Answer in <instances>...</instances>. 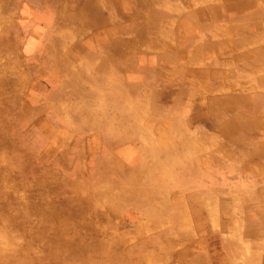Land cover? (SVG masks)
<instances>
[{
	"label": "rangeland",
	"instance_id": "374dc122",
	"mask_svg": "<svg viewBox=\"0 0 264 264\" xmlns=\"http://www.w3.org/2000/svg\"><path fill=\"white\" fill-rule=\"evenodd\" d=\"M30 1L0 0V263L264 264V170L252 176L245 167L247 126L237 122L239 133L223 134L228 112L220 118L209 109L214 101L229 103L230 51L216 54L221 68L213 77L200 72L207 58L198 64L184 58L183 75L207 77L216 89L200 80L196 87L182 83L180 58H162L138 73L155 45L168 44L162 30L172 24L158 13L162 0H153L157 13L150 19L148 0H108L120 10L132 7L125 13V46L116 36L108 40L120 52L125 48L126 63L135 60L123 70L106 44L96 52L118 25L72 36L45 30L44 15L50 22L65 15L82 27L99 25L97 2L70 0L73 12L66 14L50 0L34 1L32 11ZM169 1L170 11H182L173 19L178 36L186 27L180 18L197 8L213 19L228 18L226 4L248 5L225 0L216 10L207 7L219 0ZM207 19H198L205 30L191 33L189 53L205 39L239 38L219 33L218 23ZM74 49L77 54H67ZM53 60L62 63L56 76ZM166 120L174 125L167 132ZM260 159L255 164L264 169ZM55 212L73 218L62 227Z\"/></svg>",
	"mask_w": 264,
	"mask_h": 264
},
{
	"label": "crops",
	"instance_id": "0c3cea01",
	"mask_svg": "<svg viewBox=\"0 0 264 264\" xmlns=\"http://www.w3.org/2000/svg\"><path fill=\"white\" fill-rule=\"evenodd\" d=\"M94 2H97L96 9L97 14L101 17L100 24L94 25L90 27H82L79 25L77 20H68L67 17L63 15V18L56 21V22H50L48 17L46 15L44 18V22L47 26L45 29L46 31L49 30L52 37L56 35H63V30H68L69 36L73 35L74 30L77 32H86L88 28H92V34L94 31L101 29H108L110 26H116L118 25L120 27L119 31H117L114 34H109L105 39L102 41V43L97 44V51L99 52L100 49H98V46H103L108 43V40H110L111 36H116V41L118 44H122L125 46L124 41L121 40V38L126 33V26H125V13L128 12L129 9L132 7H129L128 9L124 10V8L119 9L118 4L112 5L108 2V0H93ZM131 1V0H130ZM155 4H157V0H154ZM205 1V0H201ZM225 0H219L218 3H220L219 6L214 7H207V9H222V6L224 5ZM63 2V13L70 14L73 12V4L70 0H62ZM161 2V1H160ZM34 3L37 4V2L30 1L28 8L30 7L32 11H35ZM44 3H48L47 1ZM148 7H149V13L148 19H150V15L153 12H156L153 10V0H148ZM170 3L169 0H162L161 4L164 5V12H158L160 13V17L164 20L169 21L172 25L168 29L169 32H166L165 30H162L164 32V35L166 39L168 40V44L165 46L158 45L153 48L155 50V54H150L155 57L154 60H151L152 56H150V60L147 64H142L140 67L139 72L142 74V70L146 68L147 66L152 67L154 64L158 61H161L162 58L165 60L166 63L171 62L173 63L176 59L180 58L182 60V64L180 65L181 71V77H182V83H190L194 87L196 85H199L198 82H204V85L211 86L213 89H216L215 81L212 83L210 80H208L207 77L203 76H197L195 78L190 77L187 74L183 75V72L185 71V65H184V58L187 60V63L191 64H198V61L202 62L203 59L207 58V63L205 66H202L200 68V72H203L204 70L208 71L210 70L212 77L216 76L217 70H220V68L215 67L216 64H218V57H216V54L220 51H230L231 55V62L229 64H232V70L234 71V74H230L229 76L233 78L235 77L234 81L229 82V96L227 98L228 105L225 107H222L218 104L217 101L212 102L209 109L211 107H214L215 110H213L212 115L222 117L225 115V112H228L229 115V121L226 122L223 126H225L228 123H231L233 120H235L238 117L247 118L250 122V127L248 126V171L252 173V176L256 175V171L261 169V165L255 164L260 159V153L259 150L261 145H264V0H248V5L244 4V6H241L236 12H234L231 16H228V18L224 15H219V18L216 16L213 19H209V17L206 14H202L199 8H197L194 12L189 13L187 18L184 16L180 19H183V24L185 29L183 30L182 34H180V37L175 33V28L178 26V23H173V19L176 20L175 15H180L182 11L179 10H169L170 6L168 5ZM23 5V4H22ZM38 6H43L42 4ZM103 6L107 8V10H103ZM144 7V6H143ZM146 7V4H145ZM134 10V7H133ZM77 11V9H75ZM135 13H138L134 10ZM200 14H196L199 13ZM115 13V14H114ZM157 13V12H156ZM114 14V17L111 15ZM208 18L207 20H212L215 23H218L216 25V31L219 33L227 36L229 35H239V38L235 40H230L227 38L225 41H221L220 43H213L209 39H205L203 41V45H195L193 46L192 52L189 53V47L191 45V33H196L197 31H204L205 26L200 22L198 23V19L200 17ZM110 20L112 21V24L110 25ZM243 22L240 24H237V22ZM219 22H225L224 25H220ZM56 26V27H55ZM211 27V26H210ZM44 30V31H45ZM75 31V32H76ZM162 31L160 34L162 35ZM186 31V32H185ZM47 34V35H49ZM86 34V33H85ZM91 34V35H92ZM173 34L176 38L171 40L170 35ZM167 35V36H166ZM224 36V37H225ZM109 37V38H108ZM168 37V38H167ZM181 38V40H180ZM135 40V39H134ZM180 41V42H179ZM183 42V43H182ZM227 42V43H224ZM177 43L180 44L182 47H184V50L182 51V54L178 56V50L173 49L170 50V45L177 46ZM187 43V44H186ZM224 44H228V49H221L222 46L224 47ZM212 45L213 50L210 53L205 54L203 51L204 48L207 49V46ZM162 47V48H161ZM174 47V46H173ZM136 48V47H135ZM139 49V48H136ZM234 49V50H233ZM99 50V51H98ZM87 51V49H86ZM108 51V50H106ZM125 48L120 52L118 50H109L107 53H116L117 54V60L120 62L123 70L127 67L135 65V60L133 59L132 62H127L124 59V55L120 56L121 54L125 53ZM163 53V54H162ZM98 54L100 55V58L105 54V52H100ZM235 54V55H232ZM141 56V55H140ZM206 56V57H205ZM136 58V57H134ZM189 67V66H188ZM179 69V67H178ZM209 72V71H208ZM248 72V73H247ZM201 74V73H200ZM141 76V75H140ZM226 78L227 74L224 75ZM228 76V77H229ZM172 75L170 76V78ZM229 77V80L231 79ZM132 80V79H131ZM142 78H134L132 80L133 86L137 88L141 82ZM233 86H239V89H234ZM193 87V88H194ZM233 89L235 91H233ZM259 89V90H258ZM216 100V99H215ZM221 107V108H218ZM209 111V113L211 114ZM200 113V112H199ZM196 113V114H199ZM195 117V116H193ZM232 118V119H231ZM241 125L238 124V130L235 132L239 133V128ZM221 129V128H220ZM219 129V130H220ZM246 159V158H245ZM255 160V162H254ZM259 163H263L264 165V159H260ZM193 264V263H191ZM194 264H199L198 262Z\"/></svg>",
	"mask_w": 264,
	"mask_h": 264
},
{
	"label": "bare ground",
	"instance_id": "6f19581e",
	"mask_svg": "<svg viewBox=\"0 0 264 264\" xmlns=\"http://www.w3.org/2000/svg\"><path fill=\"white\" fill-rule=\"evenodd\" d=\"M34 1H40V0H34ZM114 0H112V2H113ZM247 1H244V2H239V4H237V5H235V6H233V4H228V6H227V4L224 6V9H225V11H226V13H227V16H231L234 12H236L241 6H244V4L246 3ZM51 3V4H50ZM50 3H49V5H51V6H53V7H55V9H60V7L62 6V4H63V2H62V0H55V3H54V0H50ZM57 7V8H56ZM85 15V13L84 12H82L81 13V16H84ZM98 37H100V36H98ZM180 37V36H179ZM109 38V37H108ZM111 39V38H110ZM180 40H181V38H180ZM115 41H113V42H111V41H108V43L106 44V47H107V50L109 51V50H115L116 49V47L118 46H116L115 45V43H114ZM180 42V41H179ZM183 43V42H182ZM187 44V43H186ZM103 47H104V45H103ZM184 48V47H183ZM119 49V46L117 47V50ZM79 50H69L68 51V55H70L71 53H75V54H77V52H78ZM89 53H91V51L89 52ZM112 53V52H111ZM178 56L179 55H181L182 54V51H180V50H178ZM54 62H52L51 63V68H52V70H53V72H54V74H53V76H56V73H57V70L61 67V65H62V63H60V61H56V60H53ZM136 69H138L137 67H133V69H131V72L130 73H134L135 72V70ZM120 79H122L123 80V77L122 78H120ZM55 92H57V89H56V91ZM216 106H218V103H217V105ZM7 109H9L8 107H7ZM1 112H5L4 111V107L3 106H1L0 105V113ZM237 122H240V123H243L244 125H246L247 126V128H248V126H250V122L248 121V119L247 118H243V117H238V118H236L235 120H233L231 123H228V124H226L225 125V127L224 128H221V131H222V133L223 134H225V133H228V132H234V131H236L237 130V126H236V123ZM170 127H174V125L173 124H171L170 123V121H168V120H166V123H165V127H164V131L165 132H167L168 130L167 129H169ZM233 140L234 141H236L237 140V138L235 137V138H233ZM187 142H188V140H187ZM230 143H232V142H230ZM262 152H263V154H264V148H263V150H262ZM245 167H247L248 168V164L247 165H245ZM3 169V168H2ZM100 169H101V167H100ZM6 171V170H5ZM3 174V173H2ZM5 174V173H4ZM71 218H73V215H72V213H70V212H68L67 213V215L65 216L62 212L61 213H57V212H55V214L53 215V219H54V221H57V222H59V224L62 226V227H64L65 226V223H68L70 220H71ZM42 220H44V218H42ZM55 241V240H54ZM96 242V241H95ZM58 243V242H57ZM96 243H98V242H96ZM104 243V242H103ZM65 244V243H64ZM54 249V248H53ZM59 252V251H58ZM117 253H120V251L119 252H117ZM2 256V255H1ZM11 257V256H10ZM117 262V261H116ZM1 264V263H0Z\"/></svg>",
	"mask_w": 264,
	"mask_h": 264
}]
</instances>
